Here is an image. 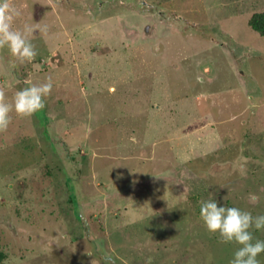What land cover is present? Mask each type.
<instances>
[{
	"label": "rangeland",
	"instance_id": "rangeland-1",
	"mask_svg": "<svg viewBox=\"0 0 264 264\" xmlns=\"http://www.w3.org/2000/svg\"><path fill=\"white\" fill-rule=\"evenodd\" d=\"M12 2L48 32L0 90L53 88L0 132V264H230L200 202L264 214V0Z\"/></svg>",
	"mask_w": 264,
	"mask_h": 264
},
{
	"label": "clouds",
	"instance_id": "clouds-1",
	"mask_svg": "<svg viewBox=\"0 0 264 264\" xmlns=\"http://www.w3.org/2000/svg\"><path fill=\"white\" fill-rule=\"evenodd\" d=\"M20 15L21 11L12 0H0V48H7L21 62H30L37 55L32 42L33 33L39 29L41 34L46 35L48 25L25 23L22 28L14 29L12 23ZM52 88L53 81L49 77L46 82L18 89L11 102L0 90V132L9 127L13 112L19 117H31L44 109L45 98L51 94ZM245 167L243 163L240 165L242 170ZM249 199L257 203L260 197L252 193ZM200 218L209 233L218 234L224 243L239 245L230 264H261L259 255L264 253V240H254L251 229H264V214L254 216L250 211L227 207L216 199H208L200 202ZM151 261L149 257L148 264Z\"/></svg>",
	"mask_w": 264,
	"mask_h": 264
},
{
	"label": "trees",
	"instance_id": "trees-1",
	"mask_svg": "<svg viewBox=\"0 0 264 264\" xmlns=\"http://www.w3.org/2000/svg\"><path fill=\"white\" fill-rule=\"evenodd\" d=\"M249 27L264 37V10L255 11L248 19ZM3 253L0 252V261L3 258Z\"/></svg>",
	"mask_w": 264,
	"mask_h": 264
}]
</instances>
